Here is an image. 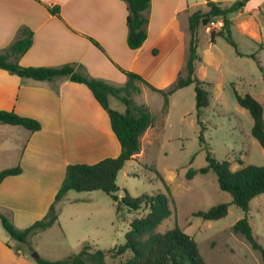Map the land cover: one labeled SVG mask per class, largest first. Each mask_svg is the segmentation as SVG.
Segmentation results:
<instances>
[{
	"label": "rangeland",
	"instance_id": "rangeland-1",
	"mask_svg": "<svg viewBox=\"0 0 264 264\" xmlns=\"http://www.w3.org/2000/svg\"><path fill=\"white\" fill-rule=\"evenodd\" d=\"M206 1L187 0L188 15L198 8L206 9ZM218 1L229 5L234 0ZM227 17L236 46L222 36L210 41V30L221 28L222 17L212 18L198 30L202 60L197 64V75L210 92L209 104L199 118L194 84L171 94L167 111L163 110L162 95L146 86L141 85L143 92L134 96L136 103L151 110L154 124L142 136L141 151L118 172L117 194H167L171 214L157 230L163 232L177 223L196 240L208 264H261L260 252L243 235L235 233L232 226L247 215L253 233L264 243V193L252 198L246 213L231 202L228 192L218 187L212 170L186 178L190 168L207 165V149L216 159L229 160L232 170L264 164V149L251 135L252 117L235 98V91L251 94L261 103L264 117V0H249L242 11ZM189 36L187 27V41ZM110 105L119 111L125 108L114 98ZM221 202L229 203L224 217L208 220L193 214ZM56 207L53 225L30 235L26 243L11 238L0 220V264H36L34 252L50 260L65 259L79 252L84 243L108 250L123 243L130 220L145 213L144 209L132 211L124 207L118 214L116 202L101 190H70ZM0 211L13 222L10 212ZM128 255H106L104 264H119Z\"/></svg>",
	"mask_w": 264,
	"mask_h": 264
},
{
	"label": "crops",
	"instance_id": "crops-1",
	"mask_svg": "<svg viewBox=\"0 0 264 264\" xmlns=\"http://www.w3.org/2000/svg\"><path fill=\"white\" fill-rule=\"evenodd\" d=\"M45 4H58L60 16L51 14ZM187 4V0H151L147 38L131 49L123 0H0V52L26 26L33 41L18 58L23 66L76 62L91 76L115 85L126 81L123 68L166 89L185 63ZM0 110L41 123L37 131L0 123V170L17 165L22 169L0 183V209L11 213L18 228L48 211L67 164L94 163L120 153L107 112L84 83L67 77L21 78L0 68ZM16 252L20 258V249Z\"/></svg>",
	"mask_w": 264,
	"mask_h": 264
},
{
	"label": "trees",
	"instance_id": "trees-1",
	"mask_svg": "<svg viewBox=\"0 0 264 264\" xmlns=\"http://www.w3.org/2000/svg\"><path fill=\"white\" fill-rule=\"evenodd\" d=\"M123 1L126 2L128 9L127 44L131 49H137L147 38L151 0ZM248 1L234 0L229 5H223L218 0H207L206 9L198 8L189 14L190 36L186 47L185 63L175 81L166 89L157 88L140 74L123 68L120 70L126 75V81L123 85H115L91 76L82 64L76 62L60 66H23L19 64L18 58L30 48L33 32L26 26L18 29L17 38L0 52V68L21 78L52 80L56 77H67L71 81L84 83L107 112L111 129L120 144V153L115 157H104L94 163L67 164L60 187L44 217L25 228H18L0 211V220L4 229L14 240L26 243L30 235L53 225L57 219L56 206L70 190L104 191L116 202L118 214L122 213L124 207L132 211L145 210L144 214L130 220L125 241L119 245L102 250L93 248L89 243H84L79 252L65 259L50 260L38 255L35 258L36 264H104L106 255L118 258L127 253L128 257L119 264H208L196 240L184 232L177 223L163 232L157 230L162 221L171 214L170 197L167 194L142 193L131 196L126 193L124 196H119L117 175L124 164L141 151L142 136L154 124V115L151 110L136 103L134 96L141 92L142 86H146L162 95L163 110L167 111L169 96L180 88L194 84L196 115L199 118L203 108L209 104L210 92L203 86L205 81L197 75V64L202 60V55L198 51V30L209 24L212 18L222 17L221 28L210 30V41L214 42L216 36H222L236 46L231 36L230 19L227 16L233 12L242 11ZM45 6L51 14L60 16L58 4H45ZM89 39L104 51L98 41L92 37ZM111 98L123 103L124 110L114 109L110 105ZM235 98L240 106L249 111L253 120L251 135L264 149V117L261 103L249 93L241 95L235 91ZM198 121L202 124L200 119ZM0 123L21 125L31 131L41 128V123L37 119L21 116L13 110H0ZM206 160L205 167L190 168L186 173V178L190 179L197 173H207L212 170L216 174L218 187L228 192L231 202L247 213L252 198L264 193V164H248L232 170L229 160L216 159L209 149L206 152ZM21 170L19 165L0 170V183L5 177L19 174ZM157 175L163 180L158 171ZM166 188L169 193V188L167 186ZM228 206L229 203L221 202L207 210L195 211L193 214L203 219L215 220L227 214ZM232 230L243 235L252 248L260 252L261 264H264V243L253 233L248 216L245 215L238 219L233 224Z\"/></svg>",
	"mask_w": 264,
	"mask_h": 264
},
{
	"label": "water",
	"instance_id": "water-1",
	"mask_svg": "<svg viewBox=\"0 0 264 264\" xmlns=\"http://www.w3.org/2000/svg\"><path fill=\"white\" fill-rule=\"evenodd\" d=\"M33 256L37 257V256H38V254H37L36 252H34V253H33Z\"/></svg>",
	"mask_w": 264,
	"mask_h": 264
}]
</instances>
